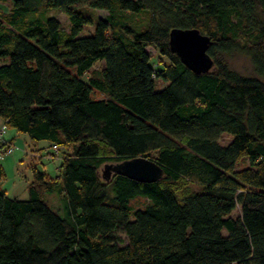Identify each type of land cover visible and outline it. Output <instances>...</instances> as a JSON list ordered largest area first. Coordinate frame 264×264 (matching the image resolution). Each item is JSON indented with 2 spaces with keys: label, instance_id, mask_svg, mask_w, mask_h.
I'll use <instances>...</instances> for the list:
<instances>
[{
  "label": "trees",
  "instance_id": "16d2710c",
  "mask_svg": "<svg viewBox=\"0 0 264 264\" xmlns=\"http://www.w3.org/2000/svg\"><path fill=\"white\" fill-rule=\"evenodd\" d=\"M5 3L0 120L64 155L56 177L32 161L26 200L0 186V264H264V0ZM173 29L211 39L212 69L182 62ZM147 48L167 61L161 69ZM220 53L246 55L258 77L232 71ZM138 157L164 177L102 178L106 164ZM182 182L201 190L179 195ZM53 194L63 216L45 202Z\"/></svg>",
  "mask_w": 264,
  "mask_h": 264
},
{
  "label": "rangeland",
  "instance_id": "374dc122",
  "mask_svg": "<svg viewBox=\"0 0 264 264\" xmlns=\"http://www.w3.org/2000/svg\"><path fill=\"white\" fill-rule=\"evenodd\" d=\"M11 5L9 3L0 4V12H10ZM95 19L104 18L107 16L106 11H91ZM52 17H56L62 25L64 30L69 29L68 18L59 12H50ZM93 27L86 29L85 34L93 33ZM147 52L151 56V64L155 69H161L167 63V61L161 60L158 53L153 48H147ZM217 58L220 62L225 63L228 67L243 76L258 77L252 62L249 57L240 53L233 54H218ZM105 62H99L93 70L100 69ZM90 74H86L83 78L88 81ZM159 87L165 86L164 83L158 82ZM231 136L223 135L220 142L222 145H228L231 142ZM12 147V148H11ZM0 148H3L2 159L0 160L3 169L4 176L0 184L1 188L6 190L10 198H17L19 200L28 199V186L32 181V172L30 165L32 161L36 162L37 167L47 172L51 177L58 175L59 166L63 158V151L56 154L52 149V145L47 142H40L39 144L32 142L31 139L22 133H18L15 129L9 128L6 121L0 120ZM40 149H42L40 151ZM71 153V152H70ZM55 156V157H53ZM248 163L245 160L241 162L238 169H243ZM179 195L200 191L201 187L195 183L182 182L177 185ZM47 205L53 209L56 213L63 216L64 206L63 200L57 195H47L45 197ZM145 203L144 199H139L132 202L134 207H142ZM239 213L238 211L236 212ZM235 213V214H236Z\"/></svg>",
  "mask_w": 264,
  "mask_h": 264
},
{
  "label": "water",
  "instance_id": "95a60500",
  "mask_svg": "<svg viewBox=\"0 0 264 264\" xmlns=\"http://www.w3.org/2000/svg\"><path fill=\"white\" fill-rule=\"evenodd\" d=\"M211 43V39L197 29H173L170 32L172 51L196 74L206 73L214 66L213 59L208 55ZM115 174L142 183L157 182L164 177L163 169L145 157L106 164L102 169V178L106 181H110Z\"/></svg>",
  "mask_w": 264,
  "mask_h": 264
},
{
  "label": "built area",
  "instance_id": "2783aa9c",
  "mask_svg": "<svg viewBox=\"0 0 264 264\" xmlns=\"http://www.w3.org/2000/svg\"><path fill=\"white\" fill-rule=\"evenodd\" d=\"M52 149L56 154L60 153L63 150V148L59 147L58 145H53Z\"/></svg>",
  "mask_w": 264,
  "mask_h": 264
}]
</instances>
